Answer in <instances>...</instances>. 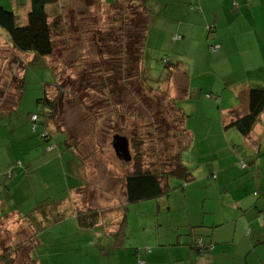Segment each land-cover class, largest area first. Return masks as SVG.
Here are the masks:
<instances>
[{"label":"rangeland","instance_id":"rangeland-1","mask_svg":"<svg viewBox=\"0 0 264 264\" xmlns=\"http://www.w3.org/2000/svg\"><path fill=\"white\" fill-rule=\"evenodd\" d=\"M96 1L59 0V3L47 7L50 20L56 26L53 32L56 50L52 57H37L33 53L12 50L7 42V33L0 28V87L6 85L5 88L13 90L12 69L18 70L17 81L24 74L15 110L10 114H0V208L8 210L4 206L6 202L9 209L15 210L0 218V253L5 246H16L30 236L31 231L19 216L27 213L28 219L37 228L35 245L29 248L28 257L35 259L37 264H148L146 255L156 248L155 241L166 238L185 240L195 255L207 260L205 255L210 251L198 252V240L208 237L205 233L210 234L207 232L209 228L202 232L204 226L201 224L212 223V212L215 211L214 215L220 213L233 226L230 236L235 234L236 237L234 243L229 239L231 242L226 246V251L232 253L225 259L221 255L219 264L230 263L232 255L238 264L239 256L244 261L249 250L259 253L264 264V243L256 245L254 241L251 245L256 249L254 251L245 237L249 235L248 223L252 212L256 211L254 206L260 210L264 204V190L259 185L260 189L246 191V185L255 183V178H247L251 172L241 174L234 167L221 169L230 164L228 148L221 150L220 154L214 153L213 148L200 147L201 143L195 147L194 144L202 140L194 141L191 135L188 147L182 148L186 138H181L180 125L175 124L174 130L173 122L169 123L171 118L166 117L170 113L168 105L170 102L173 104L178 93V89L172 92L168 89L169 82L163 87L165 93L159 96L155 105L166 116L158 120L156 110L151 116L156 118L154 122L149 119L133 120L132 114L147 115V111L154 108L149 106L154 100L149 99L144 91L140 95L143 88L138 87L133 79L138 75L139 67L133 62L134 55L122 48L130 49V43L123 40L126 31L120 29V23L114 21L115 15L105 5L115 0H100V5ZM147 5L151 11L141 66L150 77L161 75L164 78L170 69L166 66L181 60V42L176 40L180 36L171 35V29L177 25L172 27L174 23L169 21V13L188 15L185 5L191 9L204 6L208 12H214L219 4L217 0H147ZM0 6L14 11L19 23L26 22L29 0H0ZM203 13L206 14V11ZM177 16L180 17L179 14ZM111 21L114 28H111ZM109 31H112L111 34ZM97 32L105 36L102 38ZM219 33L225 34V29L220 27ZM189 53L192 62L197 63L200 51L195 52L191 46ZM129 60L131 62L127 63ZM183 62L189 64L186 59ZM212 68L200 67L203 70L201 74ZM120 76L133 77L127 84H116L111 90L109 85ZM192 83H196V79ZM46 96L56 104L57 109L49 127L46 112L50 110V105L45 102ZM135 96L139 98L138 103L133 100ZM121 97L123 103L118 102ZM33 114L39 115L36 130L33 129L36 126ZM45 130L51 136L48 143L40 136ZM116 130L127 136L129 161L125 160L128 156L120 146L117 148L119 155H116L112 142ZM201 136L200 133L199 138ZM131 137L136 141H130ZM138 142L142 143L140 147L134 144ZM137 149L141 152L143 168L153 169L172 164L169 158L165 159L167 154H163L167 150L169 155L180 152L179 168L184 164L193 179L186 181L178 174H171L168 183L173 187H182L173 189L168 197L130 204L124 230L126 240L123 247L120 244L116 250L114 244L105 239L108 236L105 235L104 225L90 227L80 223L78 211L74 209L79 205L74 202L83 196L80 192L85 187L91 199L97 198L96 202L93 199L90 202L94 207L97 202L104 204L95 192L97 188L113 190L120 186L117 196L122 199L121 175L125 169L132 167L126 166V163L130 164L137 157ZM157 154L165 160L158 161ZM213 157L220 160V164L213 162ZM217 165L220 167L217 168ZM233 174L236 178H232ZM118 198L112 197V202L119 201ZM105 199L107 204L111 200L109 197ZM38 206L40 212L50 213L44 222L36 210H39ZM246 206L251 212L246 213ZM255 215L257 217L251 225L253 233L257 232L256 224L264 226V212ZM244 216L248 223L244 221ZM103 218L101 215L100 221ZM181 224L185 226L178 229ZM218 230L222 229L217 227L213 230V240L219 239L217 236L221 234ZM29 258L26 249H22L14 264L29 263ZM164 258L171 264L169 256Z\"/></svg>","mask_w":264,"mask_h":264},{"label":"crops","instance_id":"crops-1","mask_svg":"<svg viewBox=\"0 0 264 264\" xmlns=\"http://www.w3.org/2000/svg\"><path fill=\"white\" fill-rule=\"evenodd\" d=\"M263 2L264 0H217L219 5L214 8V12L210 10L208 12V9L204 6L191 9L185 5L188 15L184 16L181 13H173L172 11L169 13V21L174 23L172 27L175 28L177 25L175 29H171V35L180 36L176 40L181 42V45H179L181 60L176 61L178 67L172 74L168 89H171V92L178 89L174 103L177 104L180 101L178 106L184 115L183 126L191 132L194 141L196 139L202 140L196 142L195 147L201 143L200 147L213 148L215 149L214 153L220 154H222L221 150L228 148L230 164L221 169L234 167L241 174L251 172L247 178H255V183L251 186L246 185L247 192L260 188L264 190V181H262L264 178V110L260 113L259 120L247 135L239 133L233 126H226V123L230 121L231 116L229 115L233 109L239 114L248 111V90L250 88L260 87L264 89ZM203 11H206V14ZM178 14L180 17L177 16ZM220 27L225 29V34L221 35L219 33ZM191 46L195 52L200 51L201 53L197 63L192 62L193 58L189 53ZM211 46H216L217 51L212 50ZM184 59L188 60L189 64H185ZM209 66L213 68L207 69L205 70L206 73L201 74L203 70H200V67ZM193 79H196V83H192ZM200 133L201 138H199ZM211 160L220 164V160L217 158L213 157ZM219 167L217 165V168ZM244 170L246 171L244 172ZM258 177H260L259 181ZM232 178H236V175L233 174ZM87 187L89 188V186ZM90 190L95 191L94 189ZM106 190H109V192ZM117 190H120V186L113 190L108 188L100 190L97 188L95 191L104 202L103 205L99 202L96 203L99 206L95 205L96 208L101 210V215L104 217L96 225L105 226V235L108 236L105 239L112 242L115 249L120 244L122 246L125 243L124 230L130 206L128 205V208L123 212L124 198H118ZM81 191L80 195L83 196L78 197L80 199L74 202L75 205L79 206L74 208L77 209L80 206L92 207L90 202L92 199L93 202H96L97 198L93 197L91 199L87 195L88 190L86 187ZM91 196L94 195L91 194ZM108 197L111 200L107 204L105 198ZM112 197L118 198L119 201L112 202ZM4 206L8 210L1 207L0 211L4 210L10 214L11 209L8 208L6 202H4ZM263 209L264 204L260 207V210ZM245 211L246 213L251 212L248 206H246ZM255 212H252L253 216H251L249 223L245 220V216L243 217L249 226L254 224L253 219L257 217L255 214L260 215V213ZM214 214L215 211L212 212L213 217L211 220L213 222L208 226L217 225L222 229L218 230L221 235L217 236L221 242L210 249L209 256L205 255L208 257L207 260L203 259L201 255H195L192 251L193 248L188 247L185 240L166 238L155 241L156 248L152 250L154 252L151 251L146 255L148 264H168L169 261L164 258L166 256L170 257L171 264H219L221 255L224 258L232 253L230 250L226 251V246L231 242L229 239H232L234 243L236 237L235 234L230 236L233 226L224 219L223 215L220 213L219 215ZM236 223H234V228ZM121 224L123 225L122 233L118 232V227ZM201 225L204 227L203 231L202 229L200 231L205 233L206 225ZM184 226L181 224L177 228L180 229ZM256 228V233L259 236L264 233L262 224H256ZM113 233H118L115 234L116 239H114ZM248 233L249 235H245V237L249 239L251 247L253 241L250 236L255 233L252 231L251 233L248 231ZM222 244H225V246L223 247ZM253 250L256 251V249ZM186 259L188 260L185 263L184 260ZM229 259L231 262L228 264L237 263L233 255ZM240 259L241 256H239L238 264H263L261 261L262 256L250 250L244 257V261Z\"/></svg>","mask_w":264,"mask_h":264},{"label":"trees","instance_id":"trees-1","mask_svg":"<svg viewBox=\"0 0 264 264\" xmlns=\"http://www.w3.org/2000/svg\"><path fill=\"white\" fill-rule=\"evenodd\" d=\"M52 3H59V0H29V11L27 13V19L25 23H19L17 15L14 11L8 10L4 6H0V28L3 29L7 35H8V44L11 47L12 50L20 53H33L37 57H52L54 54L55 44L53 40V32L56 29V26L52 23L50 20V17L48 15L47 7ZM96 3L98 5L102 4L101 1L97 0ZM105 5L109 6V9L112 14L115 15L114 21H117V24L120 23V29L124 32L123 34V40L126 43H130V49L125 48L130 54L134 55L133 62L137 63L139 67L138 75L134 78L131 77H124L120 76L119 79H117L113 84H110L111 90L116 86V84H127L128 80H131L133 77L134 81H137V85L140 88H143L140 95H143V91L147 93V97L152 101V103L149 105L151 111H147L146 114H132L133 120H144L149 119L150 121H153L157 118L160 120V117L166 116L163 114L162 110L155 106L159 102V96L161 94H164L165 91L163 90L164 86H166V83L170 82L172 78V74L175 69H177L178 64L177 62L174 63L172 68L170 66H166L167 68H170L168 72L165 74V77L163 78L161 75L158 78H152L148 75L145 68L141 66L143 58H144V44L146 39V33L149 27V14H150V7L147 5V0H115L110 3H106ZM108 9H106V12ZM111 28H114V23L111 21ZM110 29V28H109ZM112 31H109L108 33L111 34ZM56 33V32H55ZM100 37H104L105 34L97 32ZM107 33V32H106ZM1 35V34H0ZM122 50V49H121ZM121 67H123V60L121 61ZM131 62L129 60L127 63ZM166 64V63H165ZM18 71V70H17ZM12 69V79L11 84L14 86L13 90L10 88H5L6 85H3L0 87V114H10V111H14L16 105L18 104L19 100V94L21 92V87L23 85L24 80V74L22 77H20V80L17 81L16 78H18V72ZM115 72V71H114ZM115 78V73H114ZM128 78V79H127ZM111 80H108L110 82ZM2 83V82H1ZM0 83V84H1ZM169 84V83H168ZM107 86V84H104ZM107 86V87H109ZM106 87V88H107ZM14 95L15 98H14ZM112 100V97L110 98ZM116 101V99L114 98ZM136 103H138V96H135L133 99ZM172 101V98H171ZM45 102H47L50 105V110L46 112L48 116L47 126L49 127V122H53L52 119H54L57 109L56 104L51 101L50 99H45ZM119 103H123L122 97L118 100ZM175 102V101H174ZM172 104L170 102L169 110L170 113L166 116L167 119L171 118L169 120V123L173 122V129L175 130V124L180 125V134L181 138L184 139L182 143V148H187L190 140V135L192 136L191 132L187 130L183 126V120L184 115L179 110V107L177 108L176 103ZM17 103V104H16ZM248 111L244 114H239L236 110H232L230 115L231 119L229 122L226 123V126H233L239 133L243 135H247L251 132L254 125L259 120L260 113L264 110V89L260 87H252L248 90ZM6 105V106H5ZM8 105V106H7ZM157 110L156 118H152V114H154V111ZM149 113V114H148ZM32 119L34 124V130L37 129V121L39 119L38 114H33ZM164 119V118H162ZM45 124V120L41 121ZM58 127V126H57ZM55 128V123H54ZM59 128V127H58ZM150 130H153L150 129ZM120 133V134H119ZM121 130H116L115 135H121ZM41 137L44 138V141L48 143L50 142L51 136L49 135L48 130H45L40 133ZM68 135V134H67ZM175 136V133L173 134ZM125 137V136H124ZM127 137V136H126ZM130 141L135 142L136 139H133L131 137ZM70 142V141H69ZM135 145L141 146L142 143H134ZM73 145V144H72ZM77 147V145H74ZM129 146V143H128ZM163 147V146H162ZM168 147V146H166ZM180 148V150L182 149ZM129 149V147H128ZM137 157L132 162L126 163V166L130 165L132 167H129L125 169L122 176L121 181V189L123 191V198H124V209L123 212L128 208V205L142 202L150 199H157L162 196H168L171 194V191L177 187H182L181 185L178 186H171L168 183V178L172 174H178L180 177L185 178L186 181L192 180V174L186 168L184 164H181V167L179 168V161H180V152L177 154H168L169 150H167V154L164 155L165 159L169 158L171 161V165L167 166L166 164L160 165L157 169L153 168H143L142 166V159H141V152L140 149H137ZM156 159L158 161L165 160L163 158H160V156L157 154ZM178 170L180 172L178 173ZM41 206V205H40ZM40 206L39 210L36 209L40 213V218L42 222H44L45 219L48 218L49 214L46 211L40 212ZM257 213H262L263 210L257 209L256 205L254 206ZM78 211L77 215L78 218H80V223L93 227L96 226L100 222L101 217V211L100 209L96 207H90L85 206L80 208H74ZM15 210L11 209L10 213ZM74 213L73 209L71 211ZM9 214L5 212L4 210L0 211V218H5L6 215ZM38 215V213H37ZM20 219L22 221H25L27 224V229L31 231V234L29 237H26L25 241L22 243H19L18 245H8L5 246L1 253H0V264H14L15 260L18 256V252L22 249H26V256L28 257V251L29 248H32L33 245H35V230L37 229L34 224L28 219L27 213L26 214H19ZM86 219V221H84ZM125 219V218H124ZM2 220V219H1ZM123 225H119L118 232L122 233ZM217 225H206V228H209L207 230L209 235L205 233L206 237L205 239L203 237H200L198 240V248L197 251L199 252H207L210 251L215 245L220 244L219 239L213 240V230L217 228ZM250 233L252 231V227H249ZM263 230V229H262ZM205 232V230H204ZM114 234V233H113ZM118 234V233H115ZM114 234V239H116V236ZM253 239V242L256 241L257 244H263L264 243V233H262L260 236L259 234L255 233L253 236H250ZM30 245L29 247H27ZM30 259V258H29ZM37 261L35 259H30L29 263L26 264H32L36 263Z\"/></svg>","mask_w":264,"mask_h":264},{"label":"water","instance_id":"water-1","mask_svg":"<svg viewBox=\"0 0 264 264\" xmlns=\"http://www.w3.org/2000/svg\"><path fill=\"white\" fill-rule=\"evenodd\" d=\"M112 142H113V147L115 149L116 155H119V152H118L117 148H118V146H120L122 151L124 153H126V156H128V158L127 159L125 158V160L129 161L130 160V155L128 153L129 149H128V140H127V138L124 137V136L116 135V136L113 137V141Z\"/></svg>","mask_w":264,"mask_h":264},{"label":"built area","instance_id":"built-area-1","mask_svg":"<svg viewBox=\"0 0 264 264\" xmlns=\"http://www.w3.org/2000/svg\"><path fill=\"white\" fill-rule=\"evenodd\" d=\"M210 48H211L212 50H216L217 47H216V46H211Z\"/></svg>","mask_w":264,"mask_h":264}]
</instances>
